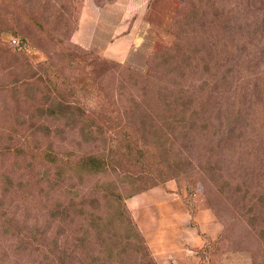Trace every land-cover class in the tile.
<instances>
[{
    "label": "trees",
    "instance_id": "obj_1",
    "mask_svg": "<svg viewBox=\"0 0 264 264\" xmlns=\"http://www.w3.org/2000/svg\"><path fill=\"white\" fill-rule=\"evenodd\" d=\"M234 6L179 2L173 43L155 54L164 65L152 66L159 77H135L124 67V77L111 85V100L96 114L44 98L33 83L15 80L11 91L27 90L26 97L38 89L39 100L29 106L39 113L0 128L9 140L13 124L23 131L15 144L0 143V156L1 150L15 156L9 168L0 167V237L29 255L28 264H157L125 198L179 175L196 185L219 183V150L239 142L217 132L214 119L227 98L226 72L232 68L221 72L223 66L211 65H224L237 49L228 30ZM253 69L249 77L255 78L247 82L255 91L264 88V68ZM75 108L79 114L71 112ZM57 127H68L75 140L58 137ZM213 136L217 145L205 147ZM26 160L15 172L17 162ZM27 169L26 178L21 171Z\"/></svg>",
    "mask_w": 264,
    "mask_h": 264
},
{
    "label": "rangeland",
    "instance_id": "obj_2",
    "mask_svg": "<svg viewBox=\"0 0 264 264\" xmlns=\"http://www.w3.org/2000/svg\"><path fill=\"white\" fill-rule=\"evenodd\" d=\"M208 1L238 7L228 25L237 49L228 53L224 65L219 60L211 66H223L221 72L232 68L226 72L227 98L214 119L217 132L239 143L219 150L222 177L216 185L209 181L196 185L181 175L169 179L177 185L167 193L175 194L156 196L167 214L163 222L168 233L166 240L157 239L154 246L167 245L168 251L160 256L164 264H264V88L254 91L247 82L254 77H249L252 68H264V0ZM179 2L0 0V101L6 107L0 102V128L9 130L12 119L36 116L39 112L29 105L39 100L40 88L42 97H57L92 115L103 111L102 106L111 100V85L124 77V67L134 70L135 77L145 73L159 77V70L152 66L164 65L155 54L173 43L171 24ZM207 56L215 59L216 53ZM16 79L33 83L37 91L30 90L29 97L27 90L23 94L11 91ZM6 84L9 88L3 90ZM241 106L243 113L236 111ZM71 112L79 114L80 110ZM21 127L13 124L16 133L10 140L0 130V143L15 144L23 133ZM56 132L68 142L75 140L68 127H57ZM206 142L205 147L217 145L214 136ZM1 151L0 167L9 168L15 156ZM27 162H17L14 171ZM21 172L26 178L30 174L29 169ZM140 193L126 197L125 205L160 264L140 224L147 218L144 224L150 230L155 217L163 215L157 216L160 211L145 201L134 211L135 218L130 202ZM174 210L179 216L176 222L169 215ZM15 245L12 239L0 237V264L31 262L29 255L16 252Z\"/></svg>",
    "mask_w": 264,
    "mask_h": 264
},
{
    "label": "crops",
    "instance_id": "obj_3",
    "mask_svg": "<svg viewBox=\"0 0 264 264\" xmlns=\"http://www.w3.org/2000/svg\"><path fill=\"white\" fill-rule=\"evenodd\" d=\"M176 185L177 184L175 182H172L171 180H169L163 185H157L145 191H142L135 198H133L130 202L133 215H134V211L136 210V208L145 201H148L147 203L149 204L150 208H156L158 209V211H160V212H157L158 214L155 213L157 214V216L161 214L163 215L162 217L160 216H158L157 218L155 217V221H156L155 226L150 227L151 228L150 230L147 229V227H145V224H144L147 221V218L143 219L141 224L139 223L141 228H144L143 233H144L146 240L151 239L152 244L150 247L153 249L154 253L157 254V256L159 257L160 264H164V260L161 259L160 256L168 251V247L162 242H160V246L157 248H155L154 245H155V240L157 239H160L163 241L166 240L168 228H166L165 226L166 224L163 222V220L167 221L168 218H167V214L162 211L163 203L159 199H157L156 196H162L163 194H166L167 189H171L173 191L174 189H176ZM167 194H175V193L171 192ZM169 215H171L172 217L170 218V220L172 219L175 222L179 221L177 210H174ZM137 216H138L137 213H135L134 217L137 218Z\"/></svg>",
    "mask_w": 264,
    "mask_h": 264
},
{
    "label": "built area",
    "instance_id": "obj_4",
    "mask_svg": "<svg viewBox=\"0 0 264 264\" xmlns=\"http://www.w3.org/2000/svg\"><path fill=\"white\" fill-rule=\"evenodd\" d=\"M11 41H12V43H15V44L18 43L17 40H15V39H12Z\"/></svg>",
    "mask_w": 264,
    "mask_h": 264
}]
</instances>
